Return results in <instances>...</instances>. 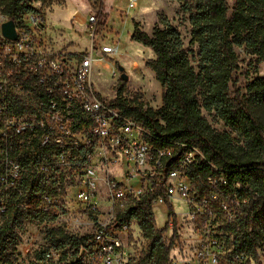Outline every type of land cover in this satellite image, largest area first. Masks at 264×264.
<instances>
[{"label": "built area", "instance_id": "built-area-1", "mask_svg": "<svg viewBox=\"0 0 264 264\" xmlns=\"http://www.w3.org/2000/svg\"><path fill=\"white\" fill-rule=\"evenodd\" d=\"M127 1L132 10L138 0ZM8 20L0 14V219L11 207L49 214L51 207L58 206V194H41L39 204H32L24 181L41 176L60 181L69 175L77 184L78 203L93 217L90 224L95 229L87 248H51L33 264H128L124 236L132 224L117 220L115 205L159 188L163 192L153 199V209L167 203L174 208L175 202L181 201L188 213L193 209L194 215L202 216L204 231L210 237L195 238L193 246L183 248L194 251L192 258L184 260L181 254L177 261L172 258L173 264L257 263L244 253L233 252L232 247L222 260L221 237L227 235L214 230L218 221L212 203L220 201L228 219L233 216L228 213L227 199L194 190L187 169L203 157L200 150L190 148L179 160V167L166 172L162 159L172 148L156 149L146 140L150 133L143 125L122 114L96 91L94 64L106 56L119 55L118 44L101 46V57L92 47L91 52L72 58L50 48L41 14L20 16L15 21V40L2 33V25ZM89 23L96 26L98 20L91 16ZM112 74L117 76L115 68ZM117 166L125 168V180L114 174ZM207 183L216 188L226 180L210 176ZM166 225L174 231V219L169 214Z\"/></svg>", "mask_w": 264, "mask_h": 264}, {"label": "trees", "instance_id": "trees-1", "mask_svg": "<svg viewBox=\"0 0 264 264\" xmlns=\"http://www.w3.org/2000/svg\"><path fill=\"white\" fill-rule=\"evenodd\" d=\"M32 1L0 0V13L18 21L24 14L40 12ZM171 1L179 2L180 11L189 15L188 46L166 17L158 21L152 34L134 21L132 33L134 41L155 55L146 67L164 88L162 106L145 108L137 95L131 100L119 97L110 105L143 125L150 133L146 140L156 149L172 148L162 159L166 172L179 167V160L190 148L200 150L203 157L187 169L194 190L203 195L218 194L232 203V219H228L220 201L212 203L217 221H221L220 230L227 235L233 252L244 253L258 262L259 252L264 251V76L254 78L243 91L234 74L239 68L237 47H244L258 64L264 63V0H234L232 5L228 0ZM103 9L101 4L96 31L105 25ZM121 82L125 83L122 79ZM121 92L122 89L119 96ZM203 110L214 113L230 131L220 132L212 127ZM210 176H223L226 184L212 188L207 183ZM45 178L24 181L30 203L38 205L41 194H58L59 181ZM49 179L54 180L47 185ZM162 192L159 188L138 199L129 198L126 208L117 213L118 221L135 222L148 243L142 257L132 258L128 264H170L171 251L179 240L177 217L171 204L164 205L174 219V233L168 240V225L159 229L153 213L152 201ZM18 213L11 207L0 219V254ZM51 232L71 242L75 249L87 248L93 239V235L70 237L61 229Z\"/></svg>", "mask_w": 264, "mask_h": 264}, {"label": "rangeland", "instance_id": "rangeland-1", "mask_svg": "<svg viewBox=\"0 0 264 264\" xmlns=\"http://www.w3.org/2000/svg\"><path fill=\"white\" fill-rule=\"evenodd\" d=\"M232 5L234 0H228ZM33 6L39 9L45 18L46 33L50 48L70 55L72 58L91 52L92 47L96 55L101 57V46L116 45L120 46V53L117 56H106V60H97L93 69V82L95 89L100 95L108 101H113L119 97L131 100L134 95L139 96L144 103L145 108L158 109L163 104L164 88L156 79L155 74L146 67V62L155 57L153 51L132 39L134 31L133 22H139L141 28L149 34L153 33L154 26L162 17L171 21L173 26L181 33L186 46L190 40L189 15L180 11L181 4L171 0H138L136 7L128 9L127 0H33ZM101 4L106 21L102 28L92 26L89 23L91 16L99 17ZM2 14V13H0ZM239 57V68L234 74L238 86L244 91L246 85L257 76H264V63H257L256 57L246 51L244 47L236 48ZM118 65H122L128 80L121 82V74ZM116 75L112 74L113 69ZM122 89L121 96L119 92ZM203 115L210 122L212 127L220 132H229L230 129L214 114L203 110ZM114 174L119 179H124L125 168L120 166L114 169ZM124 170V171H123ZM48 179V178H45ZM54 179L46 181L51 184ZM60 182V183H59ZM56 184L58 188V206L51 207L49 214L38 210L19 211L15 220L13 230L8 233L7 245L2 254H0V264H33V260L46 250L56 247L74 249L71 242L66 241L59 234L53 235L51 231L63 230L67 235L74 238H82L86 235H92L95 229L90 222L92 221L86 214L77 200V184L73 182L71 176L67 175L65 180ZM136 183V180L133 181ZM125 202H117L116 211H123L126 208ZM229 206L228 213L233 216L234 208L232 203ZM103 207V209H107ZM174 212L178 211L177 233L178 244L170 254V264L172 258L177 261L183 254L184 260L191 259V253L183 251V248L191 244L193 246L195 238L201 235L204 239L207 237L204 231L202 216L194 215L189 212L186 204L181 201L175 202ZM56 213L58 220H55ZM155 224L159 229L166 226L168 214L164 206H157L153 209ZM217 216V214H215ZM45 218L44 220H41ZM103 218H107L103 215ZM212 219L215 216L212 215ZM130 232L124 236V243L129 260L132 258L140 259L145 252L148 243L142 238L141 233L135 222L131 223ZM221 221L214 225V230L222 233L220 230ZM173 235L171 229H167L165 238L170 240ZM222 235V234H219ZM223 248L220 251L222 260L231 250L230 243L225 236H222ZM187 242H182V241ZM72 246V247H71ZM185 248V249H186ZM180 249L181 252L180 253ZM213 251V248H210ZM188 256V257H187ZM260 259L255 264H264V251L259 252ZM70 260L73 258L70 257ZM177 264H183L182 261Z\"/></svg>", "mask_w": 264, "mask_h": 264}, {"label": "water", "instance_id": "water-1", "mask_svg": "<svg viewBox=\"0 0 264 264\" xmlns=\"http://www.w3.org/2000/svg\"><path fill=\"white\" fill-rule=\"evenodd\" d=\"M2 33L6 38H8L10 40H15L17 38L15 21L8 20L7 22L3 23ZM118 69H119V72L121 74V79L124 81H127L129 77L125 73L124 67L122 65H118Z\"/></svg>", "mask_w": 264, "mask_h": 264}]
</instances>
